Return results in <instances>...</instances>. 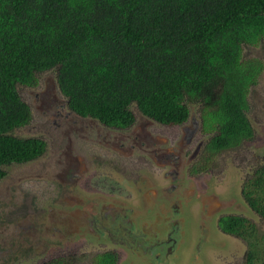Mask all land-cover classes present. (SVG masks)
<instances>
[{"label":"trees","instance_id":"trees-1","mask_svg":"<svg viewBox=\"0 0 264 264\" xmlns=\"http://www.w3.org/2000/svg\"><path fill=\"white\" fill-rule=\"evenodd\" d=\"M263 42L264 0H0V180L5 166L45 151L41 138L14 132L32 120L20 88L46 71H55L70 110L111 127L131 126L135 111L179 125L198 105L207 164L254 136L248 95L264 67L243 50ZM254 172L241 193L264 218V155ZM251 222L228 216L221 225L259 264L264 249Z\"/></svg>","mask_w":264,"mask_h":264},{"label":"rangeland","instance_id":"rangeland-1","mask_svg":"<svg viewBox=\"0 0 264 264\" xmlns=\"http://www.w3.org/2000/svg\"><path fill=\"white\" fill-rule=\"evenodd\" d=\"M243 56L245 58H259L264 67V43L255 46H245ZM55 86V71H46L39 75L37 85L20 88L19 91L31 109L32 120L27 126L18 128L14 134L19 137L38 136L47 141L48 148L44 156L34 161L4 167L7 174L0 180V264H43L45 261L57 257L67 258L70 260L68 262L70 264H89L87 260L84 263L80 260L83 259L82 256H87L93 250L89 248H82L81 251L80 249L78 251L77 249L74 250L68 241H64L66 246L60 245L62 242L60 238H72L76 235V232L81 230L79 224L72 222L74 216L71 212L75 206L72 205L75 194L70 189H73L74 186L65 181L78 173L77 167L82 161V157H84V170L88 172L82 176L85 189L100 190L107 193L117 192L121 193V195L127 194V192H124L126 191L124 188L122 192L117 190L121 187V182L119 184L111 179L116 174L113 164L110 167L106 163L92 167H90V164L95 162L96 157H103L110 152L114 153L115 157H120V151L116 147L123 142V137L134 136L133 128L105 130L98 127L94 122L96 128L94 133H100L104 136L103 142L108 147H91V149L87 150L78 146V135L94 136L93 131L85 125L82 129L72 130L71 127L75 126V123L65 122L63 113L66 109L62 105L63 103L65 104L66 98ZM248 101V118L254 129V136L252 140L241 142L236 148L212 155L214 161L218 159L220 168L217 167L211 173L206 174L208 179H212L214 187V189H208L207 194L228 190L234 195L232 199L229 196L226 197L229 199L230 205L235 209L233 214L244 216L252 223H255L253 225L256 230L253 232L252 237L256 242L258 239V245L263 250L264 220L244 203V200L241 199L240 190L244 187L245 181L249 182L250 179L254 178L256 174L254 170L261 165L264 155V68L256 85L250 90ZM198 108V105L190 106L191 113L185 125L189 123L192 117L196 120V124L200 125ZM135 113L137 121L135 125L136 132L140 129L141 134L145 133V129L151 126L148 129L151 130L152 128V137L154 138L161 139L164 137L162 134L164 133L166 137L180 141L186 135L183 126L181 127L182 131L178 130L177 132L174 127L169 128L171 127L169 126L164 127L163 131L155 134L157 127L161 128L158 126L159 124L146 117L143 118L138 111H135ZM193 129L192 134L197 136H195L196 141L203 143L204 139L209 137L205 134L202 136L200 127L193 126ZM142 139L150 142V139H145L143 136ZM109 147L110 149H108ZM119 148L127 151V145H122ZM97 153L100 154L94 155ZM107 166L109 169L103 172V176H94V174ZM147 175H149L148 172L143 177ZM63 191L67 195L64 199L67 205L62 216V212L58 213L53 210L52 218L56 219L43 220L41 217H46L48 213L47 200L51 201L55 195ZM81 194L82 191L80 192ZM82 197L86 198L84 195ZM145 198L146 196H144ZM131 201L132 199L127 198L125 200L126 205H129ZM181 208L182 215L180 212L177 217L180 218L181 222L182 240H178L176 246L178 252L174 261L190 264L193 261V244L198 235V218L192 210L190 211L189 208L185 209V204L181 205ZM166 209L167 207H163L161 204L158 211L164 212ZM149 210H151L149 203L147 206L142 207V221L149 220L148 217L152 214V212H148ZM167 215L168 213L166 212L162 213V220ZM79 219H81L80 213ZM162 220H157L155 217L152 221H148V225H153L152 229L155 230ZM43 221L45 224L41 225ZM60 224H64V228H61V231H57ZM65 225L67 226L65 227ZM144 229L146 230L147 228ZM58 234H60V238ZM247 248L248 245L244 239L229 237L212 247L219 253L214 258L211 253H208V259L212 261V264H245L244 252ZM210 260L209 263H211ZM150 262L149 260V263L143 262V264H150Z\"/></svg>","mask_w":264,"mask_h":264},{"label":"flooded vegetation","instance_id":"flooded-vegetation-1","mask_svg":"<svg viewBox=\"0 0 264 264\" xmlns=\"http://www.w3.org/2000/svg\"><path fill=\"white\" fill-rule=\"evenodd\" d=\"M62 106L66 109L63 113L65 122L75 123V126L71 127L72 130L82 129L85 125L93 131L94 136L78 135L77 137V145L87 150L91 149V147H108L103 142L104 136L100 133H94L96 129L94 122L98 127L105 130L133 128L132 132L134 133L133 137H123V142L116 147L120 151V157H115V154L110 152V155L96 157L95 162L90 164V167L105 163L110 167L113 164L116 174L111 179L119 184L121 182V187L117 190L122 192L124 188L126 190L124 192H127L126 195H121V193L117 192L107 193L100 190L85 189L82 176L88 172L83 167L84 157L78 164V173L65 181L74 186L73 189H70L75 194L74 202L72 203L75 206L71 212L74 216L72 222L79 224L81 230L76 232V235L72 238H60V234H58V237L62 241L60 245L66 246L64 241H68L74 250L77 249L78 251L80 249L81 251L82 248L93 250L87 256H82L81 262L84 263L87 260L89 264H97V261L105 257L109 259V264H143V262L149 263V260L151 261L150 264H185L174 261L178 252L176 248L178 240H182L181 222L177 216L180 215V212L182 215L181 205L184 204L185 209L189 208L190 211L192 210L198 218V235L193 244V261L190 264H212V261L208 259V253H211L213 258L219 253L212 247L229 237L243 240L234 234L225 232L221 225V220L224 218L239 216L233 214L235 209L230 205L229 199L226 198L229 196L232 199L234 195L228 190L217 191L218 193H215L218 206H205V195H207L208 189H214L212 179H208L206 174L211 173L217 167L220 168V165L218 159L214 161L213 156L209 158L207 164L205 159L202 158L204 145L207 140L202 143L197 157L190 160V156L200 143L195 140L197 136L192 134L193 126L197 127L196 120L191 118L187 125L185 123L188 119L179 125L158 123L161 128L157 127L155 134L163 131L164 127L169 126H171L169 128L174 127L178 132L183 126L186 135L180 141H176L171 137H166L164 133H162L164 137L161 139L152 137V128L151 130L148 129L151 126L145 129V133L141 134L140 129L136 132V118L129 127H111L92 117H83L70 110L67 99ZM142 117L144 118V116ZM199 127L201 133V124ZM201 134L204 136L203 132ZM142 136L145 139H150V142L143 140ZM27 137L38 136L31 135ZM43 141L45 142L46 151L48 148L47 141ZM122 145H127V151L119 148ZM45 151L36 159L44 156ZM109 167L101 169L98 172L99 174L96 173L94 176H103V172ZM147 172L149 175L143 177ZM65 191L59 192L51 201L47 200L48 213L46 217H41L43 220H55L56 218H52L53 210L58 213L62 212V216L67 205V202L64 201L65 196H67L64 194ZM81 191L82 194L80 195ZM83 195L86 198H83ZM240 195L241 199L244 200L243 194L241 193ZM144 196H146L145 199ZM127 198L132 199L129 205L125 203ZM148 203L151 209L148 212H152L148 217L150 221L155 217L157 220H162V213H168L167 217L161 221L155 230L152 229L153 225H148L149 220L142 221V207L147 206ZM161 204L163 207H167L166 211H158ZM79 213L81 219H79ZM258 216L264 220L262 216ZM43 224H45L44 221L41 225ZM251 224L255 223L251 222ZM61 228H64V224H60L57 231H61ZM144 228H147L148 231L146 232L147 229L145 230ZM62 248L67 250L64 247ZM248 249L249 246L244 252L245 264H250L247 259ZM258 258H260V254H258ZM63 259L66 262L70 261L67 258ZM209 260L211 263H209ZM259 264H264V260L260 259Z\"/></svg>","mask_w":264,"mask_h":264},{"label":"water","instance_id":"water-1","mask_svg":"<svg viewBox=\"0 0 264 264\" xmlns=\"http://www.w3.org/2000/svg\"><path fill=\"white\" fill-rule=\"evenodd\" d=\"M55 88H56V86H55ZM58 88V87H57ZM193 118V117H192ZM197 127H199V124L197 125ZM207 138L208 137H206V139H204L205 141L207 140ZM204 141V142H205ZM203 142V143H204ZM201 146H202V143L200 142L199 144H198V147H197V149L193 152V154L190 156V160H192V159H194V158H196L197 157V155H198V152H200V150H201ZM205 198H206V204H205V206L207 207H213V206H218V204H217V195H216V193H214V192H210V193H208L207 195H205Z\"/></svg>","mask_w":264,"mask_h":264}]
</instances>
